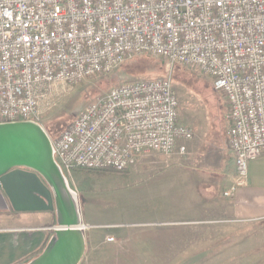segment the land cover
<instances>
[{
	"label": "built area",
	"instance_id": "2783aa9c",
	"mask_svg": "<svg viewBox=\"0 0 264 264\" xmlns=\"http://www.w3.org/2000/svg\"><path fill=\"white\" fill-rule=\"evenodd\" d=\"M147 54L164 76L112 87L53 140L62 171L123 172L150 153L183 155L170 70L207 75L228 107L235 175L264 153V0H0V123L33 120L54 85L76 84ZM113 241V237H107Z\"/></svg>",
	"mask_w": 264,
	"mask_h": 264
},
{
	"label": "rangeland",
	"instance_id": "374dc122",
	"mask_svg": "<svg viewBox=\"0 0 264 264\" xmlns=\"http://www.w3.org/2000/svg\"><path fill=\"white\" fill-rule=\"evenodd\" d=\"M164 73L161 58L142 54L108 73L76 84L54 85L40 105L38 122L53 140L82 108L112 87L161 78ZM169 75L178 99L179 121L194 133L187 152L150 153L123 172L63 171L69 187L77 193L82 221L88 224L86 236L126 234L141 238L149 232H164L168 248L173 246V255L166 256L167 264H264V219L227 221L220 207L208 211L198 208L200 199L203 203L212 200L205 198L199 186L205 182L188 176L192 171L210 175L226 155L229 122L223 96L213 88L211 79L197 70L174 64ZM193 185L197 187L191 192ZM143 242L135 239L126 245L137 252L136 264L153 259Z\"/></svg>",
	"mask_w": 264,
	"mask_h": 264
},
{
	"label": "crops",
	"instance_id": "0c3cea01",
	"mask_svg": "<svg viewBox=\"0 0 264 264\" xmlns=\"http://www.w3.org/2000/svg\"><path fill=\"white\" fill-rule=\"evenodd\" d=\"M219 162L220 165L210 175L197 171H192L194 173L188 175L194 181L198 179L205 182L199 186L204 189L205 198L212 200L203 203L200 199L196 206L207 211L209 208L220 207L227 221L248 222L264 219V153L248 163L246 184L230 196L223 194L235 175L228 136L226 155ZM196 187L193 185L190 191L193 192ZM208 203H215V206L211 207ZM82 223L86 228L88 224L84 221ZM56 226L53 212L14 211L10 204L8 209L0 210V264H22L37 256L54 233ZM166 234L149 232L139 238L126 234L86 236L85 233L86 249L79 264H136L137 252L126 248V245L130 246V241L135 239H142L143 245L149 246L148 255L153 256V259H143V263L140 264H167L166 256L173 255L170 254L173 246L168 248ZM109 236L113 237V241H107ZM174 250L176 254L177 249Z\"/></svg>",
	"mask_w": 264,
	"mask_h": 264
},
{
	"label": "water",
	"instance_id": "95a60500",
	"mask_svg": "<svg viewBox=\"0 0 264 264\" xmlns=\"http://www.w3.org/2000/svg\"><path fill=\"white\" fill-rule=\"evenodd\" d=\"M49 211L54 233L22 264H79L86 240L77 193L54 159L51 139L37 121L0 123V210Z\"/></svg>",
	"mask_w": 264,
	"mask_h": 264
}]
</instances>
